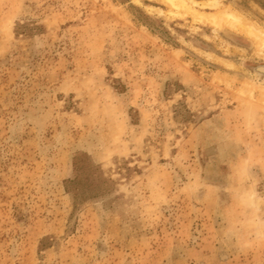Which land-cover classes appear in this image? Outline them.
Instances as JSON below:
<instances>
[{"label": "rangeland", "instance_id": "rangeland-1", "mask_svg": "<svg viewBox=\"0 0 264 264\" xmlns=\"http://www.w3.org/2000/svg\"><path fill=\"white\" fill-rule=\"evenodd\" d=\"M186 1L0 0V264H264V0Z\"/></svg>", "mask_w": 264, "mask_h": 264}, {"label": "bare ground", "instance_id": "bare-ground-1", "mask_svg": "<svg viewBox=\"0 0 264 264\" xmlns=\"http://www.w3.org/2000/svg\"><path fill=\"white\" fill-rule=\"evenodd\" d=\"M174 7H182L185 10H188L193 14L194 17L201 18L200 13L194 11L187 3L186 0H164ZM217 18V17H216ZM223 18L227 19L229 26L233 29H240L244 31L249 37L255 39L259 42L261 49H264V30L247 22L242 15L237 14L231 10H225L221 12L218 19L221 21ZM215 19V18H214Z\"/></svg>", "mask_w": 264, "mask_h": 264}, {"label": "trees", "instance_id": "trees-1", "mask_svg": "<svg viewBox=\"0 0 264 264\" xmlns=\"http://www.w3.org/2000/svg\"><path fill=\"white\" fill-rule=\"evenodd\" d=\"M261 69H262L261 72L264 73V66H263ZM74 181H75V180H74ZM69 182H73V180H72V181L70 180Z\"/></svg>", "mask_w": 264, "mask_h": 264}]
</instances>
